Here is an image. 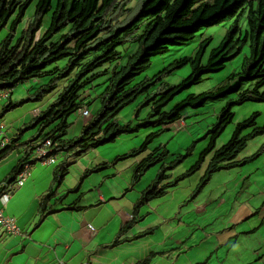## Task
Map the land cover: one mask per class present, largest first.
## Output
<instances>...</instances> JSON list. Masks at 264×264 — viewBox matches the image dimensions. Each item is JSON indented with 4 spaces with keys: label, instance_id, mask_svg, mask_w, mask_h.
<instances>
[{
    "label": "trees",
    "instance_id": "obj_1",
    "mask_svg": "<svg viewBox=\"0 0 264 264\" xmlns=\"http://www.w3.org/2000/svg\"><path fill=\"white\" fill-rule=\"evenodd\" d=\"M32 2L0 0V33L7 31L0 40V91L10 92V97L0 109V121L7 113L29 103L42 102L53 92L57 97L21 130V138H11L0 149V161L17 147L24 149L8 183L14 182L25 163L32 159L35 150L32 146L48 138L52 140L56 156L72 150V157L79 158L115 143L123 135L151 130L138 149L118 158V162L147 151L158 137L168 131L169 125L186 118L190 108L225 99L230 104L222 110L217 124L209 131L208 146L196 164L184 174L169 180V173L194 153L197 140L187 149L186 155L180 154L176 158L164 145H159L137 165L136 183L151 167L160 168L156 179L144 190L137 209L164 198L172 188L205 169L195 190L196 196L208 185L213 174L243 167L261 155L263 148L242 161L238 160L252 141L264 134V124L258 122L261 112L239 121L230 140L215 148L217 137L235 118V106L264 102V0H144L129 24L115 23L112 16V12L118 9H122L125 16L123 8L128 7V0H37L28 27L18 34ZM50 13L46 30L39 35ZM243 20L246 26L244 35L241 34ZM228 21L233 22L220 44L210 50L208 63L203 64L202 60L211 46L212 37L201 42L194 56L180 60V65L190 64L194 70L182 83H163L165 74L173 68H166L153 77L143 76L151 67L153 58L167 54L175 46L189 43L205 28ZM245 44L249 45L245 61L218 91L189 94L168 109L169 103L183 91L201 83L205 76L224 70L242 52ZM62 61H67L64 67L60 66ZM34 80L43 83L25 99L12 100L11 95L17 86ZM95 101L100 107L81 134L74 139L67 138L68 118L82 108H90ZM137 101L138 122L121 123L118 118L123 109ZM142 113L145 116L140 118ZM37 128L32 138L22 142V136ZM58 166L65 175L67 161ZM106 166L107 163L97 166L85 173V177ZM118 243L116 240L114 245ZM151 261L152 256H149L139 264H151Z\"/></svg>",
    "mask_w": 264,
    "mask_h": 264
},
{
    "label": "crops",
    "instance_id": "obj_2",
    "mask_svg": "<svg viewBox=\"0 0 264 264\" xmlns=\"http://www.w3.org/2000/svg\"><path fill=\"white\" fill-rule=\"evenodd\" d=\"M42 83L29 82L24 97L15 100L12 93V100L25 99ZM53 97L3 116L0 143L3 138H21V130L54 102ZM7 100L0 103V109ZM144 116L140 114V118ZM87 121L83 120V127ZM37 131L27 132L22 142ZM124 141L121 146L95 149L79 158L72 157V150L60 152L52 167L34 163L24 186L6 204L0 203V209L18 221L22 231L10 236L0 228V264H139L149 256L151 264H264V190L253 193L258 184L264 186V180L252 179L255 171H249L247 178L234 176L237 190L231 200L210 189L212 182L222 181L216 175L226 171L213 174L195 196L201 172L198 180L183 181L164 198L137 209L145 190H137V186L149 170L138 183L135 170L156 147L149 146L134 162L129 158L116 162L139 148L140 142L133 138ZM168 145L164 146L174 152ZM19 147L0 161V189L13 177L22 158L24 149ZM62 161H67L65 175L58 166ZM104 163L106 168L85 177ZM174 173L170 172L169 180L182 175ZM214 202L211 212L209 205ZM90 225L95 234L89 231ZM116 240L119 243L114 245Z\"/></svg>",
    "mask_w": 264,
    "mask_h": 264
},
{
    "label": "rangeland",
    "instance_id": "obj_3",
    "mask_svg": "<svg viewBox=\"0 0 264 264\" xmlns=\"http://www.w3.org/2000/svg\"><path fill=\"white\" fill-rule=\"evenodd\" d=\"M136 2L142 3L144 0H135ZM36 3L37 0H33V2L29 5L27 8L25 18L23 20V23L21 24L18 34L22 32L23 29L27 28L29 25V22L31 18L33 17L35 10H36ZM54 7V5H53ZM51 16V13L47 15L44 27L48 25L49 18ZM233 21L225 22L224 24H219L213 27L205 28L204 30H201L194 40L190 41L189 43H186L184 45L175 46L171 48V51L167 54L157 56L152 59V65L151 67L146 71V73L143 76H149L153 77L154 75L160 73L161 71H166L167 69L173 68L171 72L168 74H165L163 83L166 85H178L185 81L192 73H193V66L190 64L180 65V60L184 57H192L194 56L197 51L199 50L200 44L202 41L208 39L209 37H212V41L209 43L211 45L208 49V52L204 55V58L202 60L203 64L208 63L209 58V52L212 48L218 46L222 39L224 38L226 32L228 31V28L230 27L231 23ZM245 20H243V27H242V34H245L246 26ZM7 34L6 30H3L0 33V40L3 39ZM57 38V37H56ZM249 54V45L245 44L242 50V53L239 54L233 61H231L227 67L219 71L217 73L211 74L209 76H205L204 79L201 81V83L192 85L187 90L183 91L181 95L177 96L176 98L169 103V108L172 107L173 104L178 103L182 99L186 98L189 94H195L199 95L205 92H215L218 91L221 85L225 84V81L231 74H233L234 71H237L239 67L241 66L243 59L245 56ZM63 63V61L61 62ZM29 87V84L26 83L24 85L17 86L13 91V97L15 100L21 99L24 97V92L26 88ZM235 87V86H232ZM54 96V97H53ZM48 99L54 98V100L57 97L56 92H53L52 94L47 96ZM53 100V101H54ZM221 101H213L208 102L205 106H201L199 108H190L186 112V125H183L181 128H179L178 125H174L171 127V129L164 134H162L160 137H158L151 145L150 148H155L158 145H165L169 143L167 146L172 153H178L182 155H186L188 153V147L193 144L194 141H198L195 144V147L193 148L194 153L190 156H188L183 163H181L178 167H176L171 172L176 171L174 175L181 174L182 172L186 171L190 167H192L194 164H196V161L198 159V155L208 146L210 141V130L212 127L217 124L218 117L221 115L222 110L229 105L228 99H225ZM171 106V107H170ZM100 107V104L97 102H94L90 109L91 112L95 113ZM233 112L236 113L235 118L233 122L227 126L226 130L217 137V148H220L223 144L227 143L234 131V128L236 124L239 121L244 120L248 116H250L254 112H261V115L259 117V122L264 123V102L261 103H245L243 106H235L233 108ZM138 101L125 107L121 114L119 115V121L121 123H127L130 120L133 122H138L136 119V116L138 115ZM83 118L80 114H73L68 118L69 129H68V136L69 139H74L75 137H78L83 128ZM77 122V123H76ZM148 134V131H140L139 133L135 135H124L118 138L116 143L109 144L103 147H100V149L105 147H114V146H121L124 144V140L127 138H133V140L140 142V145L144 141V135ZM199 139V140H198ZM263 148V149H262ZM99 149V148H98ZM261 155L251 161L249 164L244 165L243 167L226 171L225 175H216V179L222 180L221 182H212L211 183V190H215V193L217 195L225 196L228 198V200H231L235 193H236V185L233 183V178L236 174H239V178L246 177V175L249 171H255V174H253L252 179H259L264 180V134L262 136H259L252 141V143L239 155L238 160L242 161L244 160V157H250L257 153L259 150H261ZM141 157V156H139ZM210 155L208 156L209 160ZM136 157H131L130 162H134ZM128 159V160H129ZM127 161V160H126ZM125 162V161H124ZM40 163H37V165ZM123 168L127 167L125 165H121ZM47 167H52V165H48ZM159 170L158 166L151 167L147 174L143 177L141 183L137 186V190L146 189L156 178V174ZM203 169L201 172L204 173ZM199 172L197 176L195 175L192 177L194 180H198V175L201 174ZM183 174V173H182ZM173 179L176 178V176L172 177ZM237 180V178H236ZM238 181V180H237ZM245 181H248L247 179ZM264 190V186L261 184H258L256 188L253 189V193H259L260 191ZM232 197V198H231ZM214 206H216V203L210 204L209 208L211 212H213ZM220 219H222V216L219 218L218 222H220Z\"/></svg>",
    "mask_w": 264,
    "mask_h": 264
},
{
    "label": "built area",
    "instance_id": "obj_4",
    "mask_svg": "<svg viewBox=\"0 0 264 264\" xmlns=\"http://www.w3.org/2000/svg\"><path fill=\"white\" fill-rule=\"evenodd\" d=\"M10 96L9 91H0V103L8 99ZM84 117H89L90 113L87 109L82 110ZM3 124L0 121V138L4 136L3 133ZM10 142V138H3L0 143V148L6 146ZM52 140L50 138L34 144L32 147L35 150L32 153V160L24 165L22 171L18 174L16 180L12 183L5 185L4 189L0 193V203L6 204L9 199L12 197V194L24 186L28 177L31 174V168L35 161L42 165H54L57 162L56 154L54 153L52 147ZM0 228L3 229L6 234L10 236L20 235L22 233L21 228L18 224V221L10 216L5 215L4 211L0 209ZM91 234L96 233V229L90 225L88 227Z\"/></svg>",
    "mask_w": 264,
    "mask_h": 264
},
{
    "label": "clouds",
    "instance_id": "obj_5",
    "mask_svg": "<svg viewBox=\"0 0 264 264\" xmlns=\"http://www.w3.org/2000/svg\"><path fill=\"white\" fill-rule=\"evenodd\" d=\"M128 7L126 8H123L125 10V16H123L124 12L122 11V9H118L116 10L115 12H112V16H113V19L115 20V23H124V24H129L133 21V19L136 17V15L138 14V10H139V6H140V3L139 2H136L135 0H128ZM44 30H46V27H43L39 32L38 34H42L44 32ZM246 32V31H245ZM241 34H242V31H241ZM242 53V52H241ZM240 53V54H241ZM234 60V59H233ZM243 61H245V58L243 59ZM243 63V62H242ZM10 97V96H9ZM230 98V97H229ZM231 99V98H230ZM222 102V101H221ZM225 102V100L223 101ZM230 104V103H229ZM84 109H87L90 113V116L89 117H84L83 114H82V110ZM256 113V112H254ZM76 114H80L85 120H90L92 117H93V113L91 112V109L90 108H82L81 110H79ZM253 114V113H252ZM251 114V115H252ZM187 118V117H186ZM186 118H182L181 120H178L174 123H172L171 125H169L167 128H168V131L171 129L172 126L174 125H178L179 128H181L183 125H186ZM87 121V122H88ZM259 122V120H258ZM259 124H264V123H260ZM11 139V138H10ZM248 158V157H246ZM245 159V158H244ZM31 161V160H30ZM38 163V162H36ZM26 164V163H25ZM170 174V173H169Z\"/></svg>",
    "mask_w": 264,
    "mask_h": 264
}]
</instances>
